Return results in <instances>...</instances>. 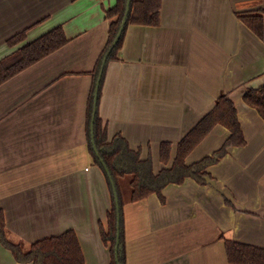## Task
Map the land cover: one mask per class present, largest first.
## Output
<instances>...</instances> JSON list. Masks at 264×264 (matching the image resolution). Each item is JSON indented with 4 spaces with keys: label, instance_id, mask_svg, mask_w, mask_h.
Here are the masks:
<instances>
[{
    "label": "crops",
    "instance_id": "obj_1",
    "mask_svg": "<svg viewBox=\"0 0 264 264\" xmlns=\"http://www.w3.org/2000/svg\"><path fill=\"white\" fill-rule=\"evenodd\" d=\"M116 0H0V58L7 40L27 41L63 25L69 41L0 85V209L8 237L28 249L75 229L85 264H110L100 232L111 208L102 169L89 150L93 70L108 41ZM264 0H162L159 25L129 24L109 62L100 116L154 172L171 165L178 142L227 92L247 143L208 167L207 184L172 183L124 205L127 264H234L225 239L264 248V119L243 95L264 85V37L237 12ZM230 135L217 125L187 156L211 155ZM172 143L169 163L161 143ZM0 264H22L0 242Z\"/></svg>",
    "mask_w": 264,
    "mask_h": 264
},
{
    "label": "trees",
    "instance_id": "obj_2",
    "mask_svg": "<svg viewBox=\"0 0 264 264\" xmlns=\"http://www.w3.org/2000/svg\"><path fill=\"white\" fill-rule=\"evenodd\" d=\"M128 0H116L114 5L106 10L110 19L108 41L93 70V85L88 101L87 132L90 153L94 162L102 169L110 191L111 208L107 212L106 223L100 222L101 237L111 252L110 264H127L126 234L124 205L129 201L147 198L153 193L162 195L163 189L172 183L181 184L186 178H193L200 184H207L212 175L208 167L219 162L231 146H243L247 143L238 108L227 92L221 93L214 107L206 113L198 123L178 142L176 156L171 165L154 172L151 157L141 158L140 150L133 149L128 140L117 133L109 137L107 126L100 116L99 106L102 88L109 62L117 60L124 42L129 24L159 25L161 21L162 0H130V11L122 34L112 48L102 75L97 112L94 121V144L91 136V121L94 111V93L105 54L113 45L120 31ZM237 16L250 27L259 37H264V8L239 11ZM27 27L13 36L7 42L12 51L0 58V85L25 68L49 55L69 41L63 25H57L33 40L27 41ZM244 101L255 108L264 119V85L249 87L244 95ZM228 128L230 135L224 143L211 155H206L198 161L187 163V156L217 125ZM172 143L164 141L160 147L161 161L169 163ZM108 168L111 175L105 168ZM129 178L130 191L124 189L123 181ZM119 199V209L115 201V191ZM119 212V218H118ZM120 234L118 261L115 258L117 234ZM0 242L9 249L14 259L22 264H85V255L75 229H68L60 234L39 239L24 249L7 235L5 213L0 209ZM228 259L234 264H264V248L225 239Z\"/></svg>",
    "mask_w": 264,
    "mask_h": 264
},
{
    "label": "water",
    "instance_id": "obj_3",
    "mask_svg": "<svg viewBox=\"0 0 264 264\" xmlns=\"http://www.w3.org/2000/svg\"><path fill=\"white\" fill-rule=\"evenodd\" d=\"M129 11H130V0L127 1L126 12H125V15H124V19H123L120 31L117 34V37L115 38L113 45L110 47L109 51L105 54V57L103 59L102 66H101V69H100V73H99V76H98V79H97V82H96V88H95V93H94V111H93V116H92V121H91V136H92L93 144H94V121H95V115H96V112H97L99 87H100L102 75H103V72H104V68H105L109 53L111 52V50L115 46V44L118 42V40H119V38H120V36L122 34V31H123L124 26L126 24V20H127ZM94 148L96 149L95 144H94ZM105 168H106V170H107V172L109 174L110 179L112 180L108 168L106 166H105ZM112 182H113V180H112ZM114 191H115V201H116L117 209H119V199H118V195H117V192H116L115 188H114ZM118 218H119V212H118ZM119 242H120V234L118 232V234H117L116 254H115V258H116L117 261H118Z\"/></svg>",
    "mask_w": 264,
    "mask_h": 264
},
{
    "label": "rangeland",
    "instance_id": "obj_4",
    "mask_svg": "<svg viewBox=\"0 0 264 264\" xmlns=\"http://www.w3.org/2000/svg\"><path fill=\"white\" fill-rule=\"evenodd\" d=\"M105 180H106V178H105ZM106 183H107V180H106ZM123 186H124V189H125L126 192L128 190L130 191V184H129V178L128 177H126V179L123 181ZM107 188L109 189V187H107ZM11 255H13L12 252H11Z\"/></svg>",
    "mask_w": 264,
    "mask_h": 264
}]
</instances>
